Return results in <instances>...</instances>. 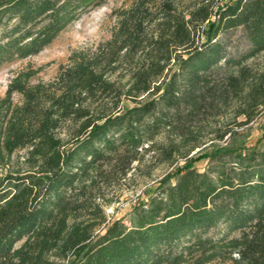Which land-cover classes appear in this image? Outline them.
Instances as JSON below:
<instances>
[{
  "label": "trees",
  "instance_id": "trees-1",
  "mask_svg": "<svg viewBox=\"0 0 264 264\" xmlns=\"http://www.w3.org/2000/svg\"><path fill=\"white\" fill-rule=\"evenodd\" d=\"M104 1L0 0V67ZM110 17L107 40L50 81L19 70L0 98V264H264V151L214 146L203 172L189 158L264 108L249 66L264 0H129ZM179 162L127 222L107 220L110 190Z\"/></svg>",
  "mask_w": 264,
  "mask_h": 264
},
{
  "label": "rangeland",
  "instance_id": "rangeland-1",
  "mask_svg": "<svg viewBox=\"0 0 264 264\" xmlns=\"http://www.w3.org/2000/svg\"><path fill=\"white\" fill-rule=\"evenodd\" d=\"M128 3L129 0H105L102 6L82 15L77 21L67 26L39 54L24 60H16L4 64L0 67V98L4 96L10 79L19 70L26 67L41 68V71L32 82L50 81L57 74L59 66L67 63V59L73 51L92 48L98 43L107 40L110 35V28L114 23L113 18L110 17L111 12L128 5ZM249 66L252 69H264V52L251 61ZM130 106L131 104L127 102L123 104L124 109ZM240 121H244V118H238L237 122ZM233 132L234 135L227 137L224 141H207L200 149L191 153L189 158L195 160L193 166L199 172H203L209 161L204 156L209 155L214 150V146L232 150L256 149L264 151V108L255 120L246 126L234 128ZM148 159L149 156H146V160ZM183 165V162L177 163L176 167L161 164L152 169L149 176H142L136 172L130 174L128 176L129 179L124 183L123 190H110L111 192L107 193L108 197L110 195H118L116 203L104 207L107 220L121 219L127 222L136 206L146 204L149 198L154 196L159 181L168 173L173 172L175 168H181ZM106 210H111L112 212L107 215Z\"/></svg>",
  "mask_w": 264,
  "mask_h": 264
},
{
  "label": "built area",
  "instance_id": "built-area-1",
  "mask_svg": "<svg viewBox=\"0 0 264 264\" xmlns=\"http://www.w3.org/2000/svg\"><path fill=\"white\" fill-rule=\"evenodd\" d=\"M111 210H106V214L109 215V213H111Z\"/></svg>",
  "mask_w": 264,
  "mask_h": 264
}]
</instances>
